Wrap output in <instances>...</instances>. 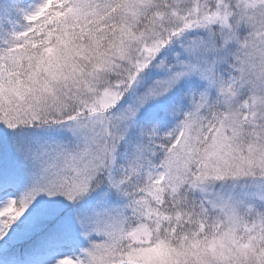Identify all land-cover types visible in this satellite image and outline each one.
<instances>
[{"label": "snow or ice", "instance_id": "snow-or-ice-1", "mask_svg": "<svg viewBox=\"0 0 264 264\" xmlns=\"http://www.w3.org/2000/svg\"><path fill=\"white\" fill-rule=\"evenodd\" d=\"M0 264H264V0H0Z\"/></svg>", "mask_w": 264, "mask_h": 264}]
</instances>
